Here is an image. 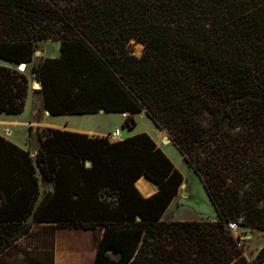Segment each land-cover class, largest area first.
I'll return each mask as SVG.
<instances>
[{
  "label": "trees",
  "instance_id": "1",
  "mask_svg": "<svg viewBox=\"0 0 264 264\" xmlns=\"http://www.w3.org/2000/svg\"><path fill=\"white\" fill-rule=\"evenodd\" d=\"M41 41L60 51L31 66L44 110L125 114L129 129L144 111L218 220L162 219L183 177L146 133L42 129L34 154L0 136V264L40 263L17 245L40 223L101 230L93 264H264V244L248 259L226 227L264 231V0H0V113L22 111L18 66ZM40 180L53 188L41 198Z\"/></svg>",
  "mask_w": 264,
  "mask_h": 264
},
{
  "label": "rangeland",
  "instance_id": "2",
  "mask_svg": "<svg viewBox=\"0 0 264 264\" xmlns=\"http://www.w3.org/2000/svg\"><path fill=\"white\" fill-rule=\"evenodd\" d=\"M132 51L135 55H140L142 46L136 44ZM59 43L55 41H41L37 43L32 62L26 64L23 74L28 78V94L25 99V105L18 114L8 115L0 113V136L10 142L24 146L32 154L38 148L37 134L42 129H59L63 131H77L79 127L95 128L100 130L114 129L121 132V136L131 134L146 133L153 140L158 141L160 149L169 158L173 165L180 171L183 177V187L179 188L177 196L168 206L162 219L165 221H206L213 222L218 220L217 213L208 199L203 184L196 174L186 165L177 149L168 141L165 146L163 131L147 117L144 111L133 115L134 126L132 129L123 127L125 114L105 113L96 116H46L42 104V96L38 88L33 85L34 77L31 72V66L37 64L45 58H57L59 56ZM19 68V67H18ZM122 115V116H121ZM125 115V116H123ZM76 125V126H75ZM130 130V131H129ZM113 131H109L111 133ZM108 133V134H109ZM121 139L118 138L117 140ZM168 140H170L168 138ZM146 183V180H145ZM141 191H144L139 185ZM248 234L247 237H241ZM99 235L98 231L73 229L72 231L55 233L50 227L34 228L30 236L24 239V244L18 250L28 252L32 259L39 261V264H50V253L43 254L39 251L45 247L50 249L55 242L59 247L85 246L93 245ZM235 237H239L240 244L243 246L244 255L248 259L254 258L257 251L264 244V231L238 225ZM32 249L28 251L27 249ZM21 264H33L26 262Z\"/></svg>",
  "mask_w": 264,
  "mask_h": 264
},
{
  "label": "crops",
  "instance_id": "3",
  "mask_svg": "<svg viewBox=\"0 0 264 264\" xmlns=\"http://www.w3.org/2000/svg\"><path fill=\"white\" fill-rule=\"evenodd\" d=\"M103 114H105V112L100 111L96 114L81 115V116H83V117L84 116H96V115H103ZM45 115L48 117L50 116V115H47L46 113H45ZM76 127L78 128V130L77 131H71V132H77V133L87 134L89 136H99V137L107 136L110 134L109 131H114L115 129H117L115 127L114 129L107 130L108 132H106L104 130L98 129L97 127H95V128H93V127L92 128H83V127H79V126H76ZM121 135L122 134L120 132L121 139H119V140L129 138L135 134L127 135L124 137H122ZM111 141H117V140H111ZM153 141L159 147L158 141H156V140H153ZM12 143H14V142H12ZM14 144H16L17 146H19L22 149H25L24 146H21L17 143H14ZM145 180H146V183H145ZM139 185H141V187L143 188V190H145V192L140 190ZM39 187H40V198L43 196V193L45 191H52V189H53L51 184L44 182L42 180H40V182H39ZM136 187L143 197H149L157 191V186L154 185L153 183L149 182L145 177H141L136 182ZM38 227H52V224H47V223L32 224L31 233H32L34 228H38ZM72 230L73 229H55V233L57 234L60 232H66V231H72ZM98 232H99V235L95 241V244H93V245L87 244V245L81 246V247L73 246V247L61 248L55 242V244L51 247L52 264H93L95 256H96L97 243H98V240L100 239V237L102 236V231L100 230ZM23 244H24V239H21L17 242V245L20 247ZM43 248H45V247H43ZM27 250L31 251L32 249L28 248ZM39 250H41V249H39ZM22 257L23 256L21 254L17 255V259H19V260ZM6 260H8V258H6Z\"/></svg>",
  "mask_w": 264,
  "mask_h": 264
},
{
  "label": "built area",
  "instance_id": "4",
  "mask_svg": "<svg viewBox=\"0 0 264 264\" xmlns=\"http://www.w3.org/2000/svg\"><path fill=\"white\" fill-rule=\"evenodd\" d=\"M24 68L23 69L18 68V70L20 72H23L24 71ZM123 116H125V115H123ZM107 137L110 140H117L120 137V131H119V129L118 128L115 129L113 132H111L109 135H107ZM242 220H243V218L240 217L237 222H235V221H229V222L226 223V227L234 234L236 232L237 228H238L239 223H241Z\"/></svg>",
  "mask_w": 264,
  "mask_h": 264
},
{
  "label": "water",
  "instance_id": "5",
  "mask_svg": "<svg viewBox=\"0 0 264 264\" xmlns=\"http://www.w3.org/2000/svg\"><path fill=\"white\" fill-rule=\"evenodd\" d=\"M18 67L21 69L22 67H25V66L22 65V64H20ZM33 85H34L35 87H37L38 90L41 88V85H40L39 81H37L36 79L34 80ZM46 113L49 114L48 111H46ZM162 131H163V134L167 137V138H165V139L168 140V138H169V133H168L165 129H163ZM168 141L170 142V140H168ZM181 187H183V184L181 185ZM247 236H248V234H246L245 236L242 235V236H240V238H241V237H247Z\"/></svg>",
  "mask_w": 264,
  "mask_h": 264
},
{
  "label": "bare ground",
  "instance_id": "6",
  "mask_svg": "<svg viewBox=\"0 0 264 264\" xmlns=\"http://www.w3.org/2000/svg\"><path fill=\"white\" fill-rule=\"evenodd\" d=\"M23 68H24V67H22L21 69H23ZM45 113H46V112H45ZM46 114H47V113H46ZM47 115H49V114H47ZM164 141H165V143H164L165 146L169 145L168 140L165 139Z\"/></svg>",
  "mask_w": 264,
  "mask_h": 264
}]
</instances>
